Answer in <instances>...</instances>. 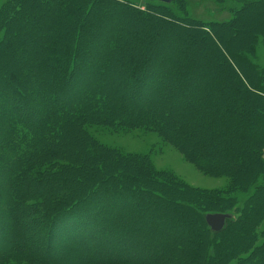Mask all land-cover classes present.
Masks as SVG:
<instances>
[{
  "label": "trees",
  "instance_id": "trees-1",
  "mask_svg": "<svg viewBox=\"0 0 264 264\" xmlns=\"http://www.w3.org/2000/svg\"><path fill=\"white\" fill-rule=\"evenodd\" d=\"M238 1L240 7L234 19L210 22L211 29L204 27L202 20L184 11L178 13L160 0L152 2L147 10L118 0H7L3 4L0 151L4 156L0 157V166L7 179L0 185V199L7 204L12 221V244L0 251V264H264V241L257 244L264 220V197L251 194L243 209L223 205L233 201L225 194L236 192L248 179L264 172V73L258 72L242 52L244 45L252 51L260 39L264 42V0ZM20 20L26 26L35 22L34 27L26 28ZM39 27L43 29L41 50L20 49ZM12 34L17 35L11 39ZM239 39L244 43L242 47L233 43ZM219 40L225 41L229 50H222ZM179 41L185 48H174ZM18 54L27 55L28 67L22 60L17 65ZM15 63L16 68L10 69ZM5 70L11 74V81L4 77ZM137 71L141 72L137 75ZM96 72L101 77H90ZM36 75L40 81L33 84ZM154 75L160 76L161 83L153 82ZM79 77L85 81L82 87L77 83ZM132 77L135 81L128 94L115 92ZM200 85L207 88L199 92ZM158 90L162 93L158 103L146 107L126 102L131 94H153ZM174 90L185 97L184 103L170 104ZM22 100H36L47 110L36 116L33 105L25 108ZM117 118L128 125L169 131L168 139L201 168L213 174L229 173L231 185L206 194L171 176L166 182L153 183L145 174L166 176L153 172L148 164L145 168L140 165L135 173H125L121 179L115 178L113 172L119 164L102 151L97 156L94 147L98 143H91L84 123L88 120L112 125ZM134 164L131 158L128 166ZM153 184L174 195L191 192L196 201L202 202L204 211H189L192 215L185 212L189 216H184V221L189 218L191 224L193 216L197 218L201 235H175L171 243L160 221L149 220L158 227L159 232H155L147 223L145 208L138 210L136 204L120 208L124 219L112 214V205L126 201L133 194V185L143 190ZM68 185L80 188L67 190ZM62 188L64 191L59 193ZM80 189L85 196H79ZM40 191L45 194L47 206L50 204L46 216L48 222L52 221L51 231L60 221L64 236H74L73 241L87 250L75 253L68 248V254L52 257L50 251L60 241L57 238L48 235L43 242L49 256L39 253L29 242L25 229L36 221L30 218L32 212L40 213V209L28 201ZM142 192L148 199L154 198L147 190ZM85 201L87 205H82ZM143 203L147 204L145 199ZM79 204L89 211L66 226L62 221ZM161 204L164 208L156 211L165 219V210L173 211V220L183 210L169 199H161ZM21 209L26 217L17 214ZM136 213L144 223L139 222ZM208 213H233L234 217L221 231L214 232L206 220ZM147 226L152 237L158 238L156 242L129 239L136 236L137 227ZM106 244L121 253L111 255L104 250ZM94 245L100 249L93 253ZM164 246L166 251L161 253L160 247ZM138 247L152 249L155 257H138Z\"/></svg>",
  "mask_w": 264,
  "mask_h": 264
},
{
  "label": "rangeland",
  "instance_id": "rangeland-1",
  "mask_svg": "<svg viewBox=\"0 0 264 264\" xmlns=\"http://www.w3.org/2000/svg\"><path fill=\"white\" fill-rule=\"evenodd\" d=\"M118 1H130L133 4H136L140 6L141 10H147L150 4L152 2H157L159 3V0H118ZM7 2V0H0V8L3 6V4ZM162 2V1H161ZM165 4L171 6L175 11L178 13H188L191 17L202 20L205 22L203 25L208 26L210 28V22H219V23H225L229 22L234 19L235 17V10L240 7V3L238 0H168V1H163ZM162 2V3H163ZM25 13L21 14L19 18L23 17ZM19 23L26 27V28H32L34 27V23L32 22L29 24V26H26L25 23L20 20ZM21 27V26H20ZM216 31H220L219 26L216 25ZM170 29L174 30L175 28L170 26ZM43 29L40 27L38 28L35 33L31 34V40H29L26 43H22L20 49L23 48H31V52H34L36 50H41V44L42 43V38H43ZM20 31V29H18ZM133 33L134 30H131ZM213 33V32H212ZM211 34V32H210ZM17 35V34H16ZM16 35L12 36L10 35L9 38L13 39ZM19 35V34H18ZM39 35V36H38ZM242 40H235L233 43H239L238 46H243ZM221 49L222 50H229V47L227 46V43L223 40L218 41ZM176 47H179L180 49L185 48V44L182 41H179L178 44L174 45ZM200 48V46H199ZM248 49V51L246 50ZM250 51V52H249ZM242 52H243V57L248 59L253 66H255L257 69H259L258 72L261 74L264 73V42L260 39V41L254 46L251 51V47L243 46L242 47ZM192 57V55L190 56ZM30 59V58H29ZM17 65L26 64V67H28V57L26 55H17ZM22 60V63L19 61ZM16 63L13 64L12 67H9L10 69L14 70L16 68ZM86 66H89V63L86 64ZM7 73L4 75L6 79L11 81V74L8 73L7 70H5ZM141 71L135 72L136 74ZM49 75V74H48ZM101 74L96 72V73H90V77H96L100 76ZM138 75V74H137ZM50 78H55L52 74L49 75ZM76 77V76H75ZM160 76L154 75L152 76V79L154 83H161V80L159 79ZM162 77V76H161ZM40 79H38L36 75V79L32 81L33 84L38 83ZM101 80H98L100 82ZM135 78H130L126 81L125 84L121 86L120 91L115 90L116 93H125L128 94L127 92L129 90V87L134 83ZM264 82V81H263ZM80 87L84 86L85 81H82L81 77H79V80L77 82ZM153 83V84H154ZM206 83V82H205ZM204 82L202 84H205ZM207 85H200L198 86L197 91H202L207 88ZM169 89H174L173 85H168ZM204 88V89H203ZM150 89V87H149ZM214 89V88H213ZM79 90L76 91V93ZM214 91L211 92H215ZM35 92H37L35 90ZM161 92L159 90L156 93L150 94L148 91L147 93H141L140 95H133L131 94V98L129 100L126 99V102L131 103L133 106H135L138 103H141L144 106H149L154 103H158V101L161 99ZM80 99V98H79ZM78 99V101H79ZM77 101V102H78ZM170 104L171 103H181L185 102L186 99L185 97L181 96L180 94H176L175 90L173 93L170 95ZM46 105L45 103H43ZM22 105L26 108V106H31L33 105L34 107V114L36 116H39L42 114L43 110H47L46 107H43V105L39 106V102L36 100H29V101H24L22 100ZM182 105V104H181ZM47 106V105H46ZM20 113H24L23 110H18ZM0 112H2L0 108ZM19 116H24V115H19ZM121 119V118H120ZM120 119L117 118L115 120V124L113 123L112 125H107V124H100V123H95L86 120L87 122L84 123V129H86L89 133V140H91V143L96 141L98 143L97 146L94 147L96 154L98 156V153L100 151L104 152L105 155H108L110 160L114 161L116 164H119V168L116 169L113 173L115 178L121 179L124 177L125 173H135L134 170H137V168L142 165L143 168L150 166V169L152 171H159L161 173L160 176L165 174L164 176L166 177H159L155 173L153 175H146L147 178H149L153 183L157 181H163L166 182L165 180H169L170 176L175 179H180L183 181L185 184L190 186L191 189L198 188L201 192H205L206 194L210 192H217L221 190L227 189L231 183H232V178L230 177V174H213L212 172H208L207 170L201 168L197 163L193 162L192 159L180 148L178 147L173 141L169 140L171 134L167 130H159L155 128H150V127H144V126H135V125H128L126 123L120 122ZM0 132L1 127H0ZM169 138V139H168ZM88 142V140H87ZM110 151V153L108 152ZM110 154V155H109ZM262 158L264 160V149L262 151ZM4 156V151H0V157ZM79 156V155H78ZM135 157L136 159H133ZM81 158V157H80ZM132 158L133 161H135L134 165H129L128 166V161ZM119 161V162H118ZM1 165V164H0ZM124 165V167H123ZM128 166V167H127ZM2 166H0V185L3 183L4 179H7V176L5 175L4 171L1 169ZM39 171L41 173V166H38ZM45 173H47L45 171ZM50 173V172H49ZM106 176V175H105ZM110 176V175H108ZM50 181V180H49ZM85 183V181H82ZM247 184L244 185L240 189H236V192L233 193H228L225 194L226 198L232 199L233 201H229L226 203H223V205H227L228 207H233L235 208V205L238 208L243 209L246 205V201L250 198L251 194H259L260 196L264 197V172H260L259 174L255 175L252 179L247 180ZM134 186V189L131 188V191L133 194L130 195L126 199V201H121L119 204H116V206L112 205L111 212L114 215H117L119 217L118 219H124L121 212L120 208L127 205V204H133L137 205L138 210H140L142 207L145 208V212L147 213V223L152 224L155 232H159L157 229V226L155 225V222H149V220H157L160 221V226H163L166 228L167 233L170 237H174L175 235H181V234H192V233H199L201 235V229L198 228L200 227L199 222L197 221V218L194 217V223H190L188 219L186 222L184 221V216H189L187 213H190L189 211L195 212L196 210L200 213L204 211V207L201 205L202 202L199 200L196 201L197 199L192 196L193 194L191 192H188L190 195H181L177 194L174 195L172 193L167 192L164 190L162 187H158L156 184L151 185L150 187H145L147 190V193H151L154 198L152 200L148 199L145 195H143L142 192L143 190H138V186ZM263 186V187H262ZM47 187L46 185L44 187L40 188H45ZM71 189L73 191H76L75 189L80 188L79 186H72L68 185L66 186V189L68 190ZM79 190V189H78ZM77 193L80 194V197H83L84 190L80 189L82 191H78ZM64 189L62 188L61 190L58 189V192L61 193L63 192ZM47 193V192H46ZM197 194V193H196ZM258 195V196H259ZM259 196V197H260ZM1 198H4L1 196ZM6 199V197H5ZM145 199L147 204L143 203V200ZM161 199H169L170 201L176 203L177 205L181 206L182 211H179V214L177 216L176 220H173L172 218L170 219L171 213L173 211L170 210H165V214H167V219L160 217L159 213L156 211V208L162 209L164 206L161 204ZM2 199H0V251L7 249L9 245L12 244V238L10 236L9 228L12 227L11 223V218L8 215V211H6V206L4 202H1ZM50 198H48V201ZM88 200V199H87ZM264 200V198H263ZM29 204L30 203H36V205L40 209V213L37 212H32L30 215L31 219H35L36 221L30 225V228L25 229V233L28 236L29 242L31 244L36 245L35 249L39 253H43V255H47L48 251L46 250L47 247L46 244L44 245L43 242L46 240V237L48 235L52 236V238H57L59 241V244L56 245V248L51 249V253L54 255L57 254H68L67 250L68 248L73 251V252H78V251H85L84 246L81 244H76L75 241H73V237H66L64 236V232L60 231L63 227L60 221L56 222L55 227L56 229L51 231V225L52 221L48 222V217L47 212H49V207L50 204L47 206V201L45 200V194H43L41 191L39 194L35 195L34 197H31L29 199ZM86 202V201H85ZM81 203L82 205H87L86 203ZM141 202V203H138ZM103 203L106 204L104 201ZM144 204V205H143ZM234 205V206H233ZM142 208V209H143ZM85 211H84V210ZM80 207V204L77 207H73L72 211H70L65 218L63 223L69 225L70 221H74L75 219L82 217L85 212L89 211V208H84ZM82 210L84 211L82 213ZM234 210V209H233ZM172 211V212H171ZM238 211V210H237ZM27 215L25 210H20L19 212L17 211V214L21 215L23 214ZM184 215H181L183 214ZM42 214V215H41ZM191 214V213H190ZM192 215V214H191ZM236 216L238 213L235 214ZM136 216L139 220V222L144 223L143 219L139 218V214ZM169 217V218H168ZM81 219V218H80ZM181 220V222H179ZM109 221V220H108ZM195 223L197 226L195 227ZM121 225V224H119ZM48 229H50L48 231ZM53 233V234H50ZM161 232V231H160ZM259 241L257 244H260L264 241V220L262 222V225L260 226L259 230ZM135 240H154V242L157 241L158 238L152 237V231L151 229L147 226V228H142V227H137V233L136 236H130L129 239H134ZM57 241L56 239H54ZM175 239H171L170 242L173 243ZM219 241L222 240V238L218 239ZM140 241V240H139ZM160 241V239H159ZM101 242V241H100ZM41 243V245H40ZM56 243V242H55ZM99 245V244H97ZM97 245L92 246L93 253L96 252V249H100L97 247ZM102 245V244H101ZM106 247H104V250L108 251L111 255H118L121 253V251H118L117 249H113L110 244H106ZM121 248V247H120ZM166 246L160 247V252L163 253L166 251ZM135 251L138 253V257L140 256H145L149 259H152L155 257V253L152 249L148 247H138L135 249ZM105 254V253H104ZM125 254V253H124ZM126 256V255H124ZM129 256V255H128ZM13 260V258H12ZM24 261V260H22ZM24 263V262H22ZM25 264V263H24ZM27 264V263H26ZM235 264V263H232Z\"/></svg>",
  "mask_w": 264,
  "mask_h": 264
},
{
  "label": "water",
  "instance_id": "water-1",
  "mask_svg": "<svg viewBox=\"0 0 264 264\" xmlns=\"http://www.w3.org/2000/svg\"><path fill=\"white\" fill-rule=\"evenodd\" d=\"M160 1H168V0H160ZM234 217L233 213H208L206 215V220L210 225L211 229L214 232L221 231L228 219H232Z\"/></svg>",
  "mask_w": 264,
  "mask_h": 264
}]
</instances>
